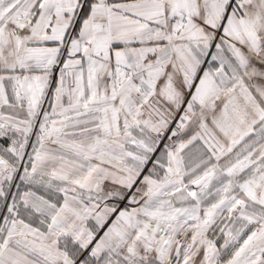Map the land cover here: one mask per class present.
Instances as JSON below:
<instances>
[{"label":"snow or ice","instance_id":"1","mask_svg":"<svg viewBox=\"0 0 264 264\" xmlns=\"http://www.w3.org/2000/svg\"><path fill=\"white\" fill-rule=\"evenodd\" d=\"M0 264H264V0H0Z\"/></svg>","mask_w":264,"mask_h":264}]
</instances>
